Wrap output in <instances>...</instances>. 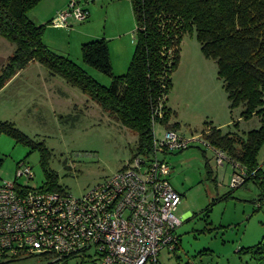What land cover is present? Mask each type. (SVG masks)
Masks as SVG:
<instances>
[{
  "label": "rangeland",
  "instance_id": "rangeland-1",
  "mask_svg": "<svg viewBox=\"0 0 264 264\" xmlns=\"http://www.w3.org/2000/svg\"><path fill=\"white\" fill-rule=\"evenodd\" d=\"M79 1L90 7V18L82 22L76 20L66 30L54 26L51 21L49 23V19L45 23L48 24L44 39L54 51L71 56L97 81L109 86L112 78L84 61L82 44L104 37L106 26L110 35L117 34L120 28L122 38L108 39L112 46L114 71L119 74L125 61L130 65L137 36L132 2ZM69 3L70 0L67 6ZM49 9L50 4L45 2L37 12L32 10L29 15L36 23L43 24L37 21L36 13L47 14ZM87 26L95 35L82 34L87 31ZM15 47L0 36V70ZM11 80L0 90V119L14 122L52 151L51 168L59 174L60 184L66 190L82 196L130 165L138 134L80 88L60 75H53L38 61L31 62ZM173 80L174 86L168 95V105L175 111L171 122H180L177 129L180 134L190 138L200 135L201 140L166 155L172 167L171 182L183 194L177 209L183 224L178 228L180 247L176 251L165 249L159 257L160 264H262L247 251V247L264 241V206L259 209L255 201L259 195L258 185L251 181L234 189L232 181L234 171H237L236 163L226 159L224 165L218 164L215 148L206 144L205 139L211 122L223 125L227 132L237 130L235 122L240 119L239 131L243 133L259 128L261 120L258 116L248 121L242 119L243 106L231 109L217 61L205 56L201 43L193 35L184 37L181 62ZM167 129L159 121L154 125L155 135L159 138ZM40 160L39 149L33 150L8 132L1 133L0 184L15 180L17 172L30 165L35 173L30 185L42 186L45 173ZM22 162L25 164L20 166ZM259 162L264 167V146ZM26 180L20 177L18 182L25 183ZM230 191L232 197L223 199ZM37 262L39 260L32 259L24 264ZM69 264H96V259L90 252V255L72 258Z\"/></svg>",
  "mask_w": 264,
  "mask_h": 264
},
{
  "label": "trees",
  "instance_id": "trees-1",
  "mask_svg": "<svg viewBox=\"0 0 264 264\" xmlns=\"http://www.w3.org/2000/svg\"><path fill=\"white\" fill-rule=\"evenodd\" d=\"M41 1L0 0V36L16 46L1 67L0 90L31 62L43 63L53 75H60L80 88L138 134L132 148L134 156L150 157L156 139L153 117L159 105L163 104L164 116L157 121L168 129H178L180 125L171 122L175 111L167 100L174 86L173 74L181 62L184 37L193 35L205 56L217 61L231 109L243 106L242 119L248 121L258 116L261 120L259 128L243 133L239 131L240 119L235 122L237 130L227 132L211 122L205 137L213 147L224 151L231 162L245 167L244 181L233 188L254 181L259 188L255 201L259 209L264 206V167L259 162L264 146V0H131L137 22L136 50L125 73L114 71L106 37L82 44L84 61L109 75V86L97 81L71 56L48 46L44 39L47 24H38L29 15ZM84 8L89 12L88 20L91 12ZM0 129L33 150H40L45 173L42 188L65 190L59 174L51 168L52 151L43 142L35 141L9 120L0 119ZM232 193H226L223 199L232 197ZM180 241L179 235V243L172 251L180 247ZM247 251L264 264V241L247 247ZM0 264L23 263L14 258L0 259ZM154 264H160V260Z\"/></svg>",
  "mask_w": 264,
  "mask_h": 264
},
{
  "label": "built area",
  "instance_id": "built-area-1",
  "mask_svg": "<svg viewBox=\"0 0 264 264\" xmlns=\"http://www.w3.org/2000/svg\"><path fill=\"white\" fill-rule=\"evenodd\" d=\"M88 15L79 0H70L52 23L70 26L87 20ZM163 116L160 104L154 124ZM198 140L200 135L190 138L169 128L162 138L156 136L150 157L134 156L130 165L82 196L66 189L31 186L35 173L25 165L15 180L0 184V259L69 264L72 258L93 252L96 264H154L165 249L176 248L178 228L183 224L177 214L183 194L171 182L172 167L166 155ZM215 151L218 164L230 160L224 151ZM235 165L232 184L238 186L246 169ZM20 177L26 182H18Z\"/></svg>",
  "mask_w": 264,
  "mask_h": 264
},
{
  "label": "crops",
  "instance_id": "crops-1",
  "mask_svg": "<svg viewBox=\"0 0 264 264\" xmlns=\"http://www.w3.org/2000/svg\"><path fill=\"white\" fill-rule=\"evenodd\" d=\"M68 1L69 0H42L41 1V3L37 6V7H35L34 9H33V12H37L36 10H38V8H40V6L42 5V4H45V2H48V4H50V9H49V12L47 13V14H43V15H40L39 13H36L37 14V21H39L40 23H43V24H45L46 23V21L47 20H49V23H50V21L54 18V17H56V15H57V13H58V11H60L61 9H63V8H65L66 6H67V4H68ZM59 2V3H58ZM82 5H84V6H86L87 8H89V10H90V12H91V9H90V7L88 6V5H86V4H82ZM48 24V23H47ZM72 26L74 25V22L71 24ZM55 26V25H54ZM47 28V27H46ZM61 28H64L65 30H66V28H67V26H61ZM88 28V29H87ZM87 31L85 32V31H82V34H85V33H89V35H95V34H93V33H95V32H92V30H91V28L89 29V27L87 26ZM75 30V29H74ZM118 33L117 34H114V35H110V34H108V26H106V32H105V34H104V37H106L107 39H112V37L113 38H118V39H120V38H122V36H123V32H122V30L119 28L118 30ZM46 42V41H45ZM110 49H111V56H112V62H113V67H114V60H113V55H112V46H111V44H110ZM31 64V63H30ZM29 64V65H30ZM28 65V66H29ZM28 66H26L24 69H22L19 73H17L15 76H14V78L13 79H15L18 75H20ZM128 68H129V62H126L125 61V63L123 62V65L121 66V72L119 73V74H123V73H125L127 70H128ZM12 79V80H13ZM11 80V81H12ZM167 105H168V100H167ZM172 108V107H171ZM173 109V108H172ZM177 112V111H176ZM218 126H220V127H222L223 125H218ZM185 217H187V214L185 215Z\"/></svg>",
  "mask_w": 264,
  "mask_h": 264
}]
</instances>
